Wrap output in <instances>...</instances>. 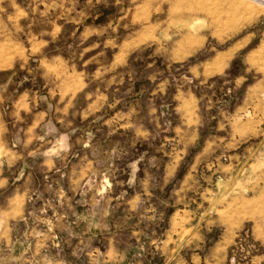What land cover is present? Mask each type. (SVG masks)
I'll return each mask as SVG.
<instances>
[{"label":"rangeland","instance_id":"1","mask_svg":"<svg viewBox=\"0 0 264 264\" xmlns=\"http://www.w3.org/2000/svg\"><path fill=\"white\" fill-rule=\"evenodd\" d=\"M0 264H264V0H0Z\"/></svg>","mask_w":264,"mask_h":264}]
</instances>
